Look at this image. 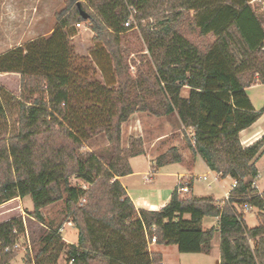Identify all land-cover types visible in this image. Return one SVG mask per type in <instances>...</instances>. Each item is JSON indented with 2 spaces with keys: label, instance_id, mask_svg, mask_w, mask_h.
<instances>
[{
  "label": "trees",
  "instance_id": "trees-1",
  "mask_svg": "<svg viewBox=\"0 0 264 264\" xmlns=\"http://www.w3.org/2000/svg\"><path fill=\"white\" fill-rule=\"evenodd\" d=\"M131 6L136 23L125 27ZM54 16L46 52L17 47L0 54V73L20 74L18 95L0 86V117L16 115L18 125L0 137V204L29 196V215L43 224L42 209L63 200L64 221L77 230L76 243H64L59 228L47 227L29 264H39L52 247V262L41 264H57L61 253L71 264H160V253L148 248L151 236L179 252L208 253L215 232L219 264H264V191L253 185V158L264 137L244 148L239 140V132L264 113V105L255 109L246 92L264 83L259 8L252 0H65ZM188 19L201 37L211 34L214 41L202 47L185 37L179 28ZM81 22L89 23L92 39L105 51L115 87L58 69L66 62L64 35ZM135 26L149 66H137L132 74L133 51L122 36ZM139 111L174 114L192 129L187 145L193 153L209 169L236 180L222 205L210 196L181 198L175 188L159 210L134 206L118 177L131 172L130 157L144 152L140 137L121 146L122 123ZM99 134L106 148L81 151ZM178 160L171 147L155 164ZM73 176L87 186L72 184ZM245 206L258 209L257 225L247 226ZM204 217H217V225L203 229ZM24 233L20 215L0 222V264L15 255L14 244Z\"/></svg>",
  "mask_w": 264,
  "mask_h": 264
},
{
  "label": "rangeland",
  "instance_id": "rangeland-1",
  "mask_svg": "<svg viewBox=\"0 0 264 264\" xmlns=\"http://www.w3.org/2000/svg\"><path fill=\"white\" fill-rule=\"evenodd\" d=\"M65 6V0H0V54L17 47L28 48L32 54L40 49V51H47L49 43L47 38L51 35L56 26L55 12L59 11ZM255 8H259L262 14V23L264 25V7L261 2H253ZM192 12H190V15ZM152 18L142 20L141 23L151 21ZM136 23V22H135ZM138 26L128 30L122 36V41L125 45L133 51L129 55L130 72L136 73L137 66L145 70L149 66L147 57L144 56L145 45L139 35ZM181 33L190 41L204 47L214 41V36L211 34L201 37L198 34V29L191 28L190 20H185L180 26ZM93 32L89 28L88 22H82L79 27L74 26V30H68L64 35V56L66 62L61 65L60 70L71 72L86 79L105 84L108 87H115L116 83L112 78V66L107 60L106 53L102 46L92 39ZM57 40V39H55ZM39 41V42H37ZM59 41V40H57ZM52 45V44H50ZM52 48V47H50ZM36 54V53H34ZM0 86L10 95H18L20 92V74L16 72L0 73ZM255 104L259 100L253 95V90L249 91ZM186 94V90L182 91V95ZM150 117L155 118L156 125L164 126L165 121H169L172 130H176L178 124L175 122L176 116L163 115L154 116L146 113ZM17 116L13 115L10 119H3L0 117V137H6L11 132L17 129ZM123 131V132H122ZM123 133V134H122ZM133 137V136H130ZM129 137V138H130ZM128 138V140H129ZM184 139L187 143V135L184 133ZM127 143L126 124L121 127V146ZM186 147V144L184 145ZM107 147V141L103 134L92 136L89 138L81 148V151L87 150H101ZM185 179V178H182ZM71 182L74 185L82 187L87 186V183L77 177H71ZM196 185L201 189L199 192H204L205 182H196ZM223 194H220L222 197ZM181 198H186L189 195H179ZM27 201L32 204L31 198L27 196ZM225 200V199H224ZM220 205L223 204L219 201ZM13 204V203H12ZM11 205L0 207V221L19 213L25 225V233L19 235L18 246L15 247V255L6 264H29L28 260L34 262L35 255L41 249L42 236L47 231V227L51 229H60V235L64 243H71L69 240H76L77 230L72 223L64 221L65 208L64 201L60 200L50 204L42 209L44 222L41 224L38 220L30 217L26 202L22 200L21 206L10 208ZM30 210V209H29ZM258 210V209H257ZM255 208H251L246 212V221L250 226H255L258 223V215ZM10 211V212H9ZM212 252L202 258L198 256L192 258L189 254H180L173 245L166 246L164 249V263L165 264H218V238H213ZM56 250L52 247L46 255L40 256L38 262L42 261L52 262L53 255ZM66 255L61 253L56 260L57 264H71L66 261Z\"/></svg>",
  "mask_w": 264,
  "mask_h": 264
},
{
  "label": "crops",
  "instance_id": "crops-1",
  "mask_svg": "<svg viewBox=\"0 0 264 264\" xmlns=\"http://www.w3.org/2000/svg\"><path fill=\"white\" fill-rule=\"evenodd\" d=\"M250 90H253L254 97L259 100L258 104L254 103L253 96H251V93L249 92ZM246 92L255 109H260L264 105V83H255L249 86L246 89ZM146 113L147 112L142 111L133 113L125 122L122 123L121 126L123 128L126 124L127 130V143L125 145L122 143V147H126L128 145V138L130 136L140 137L143 141L144 152L129 158L131 172L118 177L134 206L137 209L146 208L150 210H159L169 201L172 191L177 188L179 184V180L182 178H192L193 175H206V179L199 180L205 182L204 188L202 187L204 192H199L201 189H199L196 185V182L199 181H194L192 183L191 195L197 197L210 196L217 205H220L219 201H222V199L224 202L225 197H227L231 191L232 183L236 180L229 175L222 176L221 174L209 169L204 160L198 154L193 153L184 139V133L187 135L188 139H191L193 135L192 129L183 128L176 115V119H174L178 124L176 130H172L171 127L173 126H170L168 120L164 122V126L159 127L156 125L157 120L150 117ZM261 137H264V113H262L250 126L239 132V140L243 148L257 141ZM185 144L186 147L184 146ZM171 147H175L178 150L180 160L162 166H157L155 164L156 158ZM263 149L264 145L253 158V162L257 168V176L253 179V185H255L257 190L261 193L264 191ZM220 194H223L222 197H220ZM22 200L26 202L28 212L31 211L33 205L27 201V196L24 198L17 197L6 201L0 204V207L10 204V208L17 209V207L21 206ZM251 208L255 207L245 206L242 211L246 224V212ZM255 209L257 210V208ZM14 216H19V213H15V215H12L7 219ZM217 219V217H204L202 221L203 229L216 226ZM257 219L259 223V217H257ZM68 223L72 226L71 222ZM247 226L253 227L248 224ZM215 237L218 238L219 248L218 232H215L213 238ZM69 242L76 243V240L75 242L73 240H69ZM171 245H173L175 250L179 252L177 250V246L174 244H158L154 242L149 243L148 248L150 251L159 252L161 255L160 264H165L164 249L166 246ZM212 249L213 244H211V249L208 253H188V256L192 258H196L198 256L206 258V256L212 252ZM180 254L186 253L180 252ZM217 257L219 264V249Z\"/></svg>",
  "mask_w": 264,
  "mask_h": 264
},
{
  "label": "built area",
  "instance_id": "built-area-1",
  "mask_svg": "<svg viewBox=\"0 0 264 264\" xmlns=\"http://www.w3.org/2000/svg\"><path fill=\"white\" fill-rule=\"evenodd\" d=\"M255 1H258V2H261L262 6L264 7V0H252V2H255ZM135 14H136V9L134 7H129V17L128 19L124 22V26L125 27H128L130 26V24H135ZM82 23V22H81ZM81 23H75V25L77 27H79L81 25ZM206 179V175H193L192 178H185V179H180L179 180V184L177 186V192L179 195H186L188 194L189 196L191 195V186H192V183L194 181H199V180H205ZM236 185V181H234L231 185V190L235 187ZM254 187H256L254 185ZM259 192V191H258ZM261 193V192H259ZM229 196V195H228ZM225 197V200L228 198ZM264 199V197H263ZM264 209V207H263ZM156 240H155V236H151L150 238H148V242L149 243H154ZM18 246V242H16L14 244V247H17Z\"/></svg>",
  "mask_w": 264,
  "mask_h": 264
},
{
  "label": "water",
  "instance_id": "water-1",
  "mask_svg": "<svg viewBox=\"0 0 264 264\" xmlns=\"http://www.w3.org/2000/svg\"><path fill=\"white\" fill-rule=\"evenodd\" d=\"M80 13H81V15H83V16L85 15L84 12H83V10H81V9H80Z\"/></svg>",
  "mask_w": 264,
  "mask_h": 264
}]
</instances>
